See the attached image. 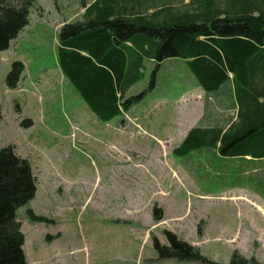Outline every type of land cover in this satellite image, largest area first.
<instances>
[{"label":"rangeland","instance_id":"1","mask_svg":"<svg viewBox=\"0 0 264 264\" xmlns=\"http://www.w3.org/2000/svg\"><path fill=\"white\" fill-rule=\"evenodd\" d=\"M87 1L36 0L0 63V149L13 146L38 182L35 198L16 213L29 264H201L162 258L169 234L218 263L236 251L264 263V196L248 180L258 174L253 158L226 157L220 144L173 154L205 125L203 115L225 129L236 118L207 98L186 60L146 59L127 93L141 99L109 123L63 76L57 26ZM15 61L26 68L10 90ZM27 120L33 125L23 126ZM29 211L48 222L32 221Z\"/></svg>","mask_w":264,"mask_h":264},{"label":"trees","instance_id":"2","mask_svg":"<svg viewBox=\"0 0 264 264\" xmlns=\"http://www.w3.org/2000/svg\"><path fill=\"white\" fill-rule=\"evenodd\" d=\"M36 4L0 0V57L29 25ZM59 45L63 76L104 123L123 117L141 99H127V93L141 81L146 59L158 66L167 59L186 60L207 98L234 111L236 118L225 129L219 119L203 115L205 125L191 129L173 154L220 144L226 157L264 158V0H96L82 20L62 26ZM24 71L23 62L12 63L8 89L18 88ZM259 172L264 176V170ZM259 172L253 187L264 196ZM37 191L29 161L13 146L0 149V264H29L16 213ZM29 215L32 221L48 222ZM162 219L155 211V222ZM168 242L160 252L164 259L222 264L172 234ZM228 264L264 263L236 251Z\"/></svg>","mask_w":264,"mask_h":264},{"label":"crops","instance_id":"3","mask_svg":"<svg viewBox=\"0 0 264 264\" xmlns=\"http://www.w3.org/2000/svg\"><path fill=\"white\" fill-rule=\"evenodd\" d=\"M96 0H90V1H87V2H85L82 6H81V10H80V12L79 13H77V14H79V16L77 15V17H75V16H70V19H68L67 20V22H69L70 20L72 21V22H74V21H77V20H82L83 18H84V14H85V12H86V9L92 4V3H94ZM71 15H72V13H71ZM82 15V16H81ZM75 17V18H74ZM78 17H80V18H78ZM64 23H60L57 27L59 28V30L62 28L61 26L63 25ZM4 52H6V51H4ZM4 52L3 53H1V57H0V63H1V60H2V55L4 54ZM26 68V67H25ZM200 88V87H199ZM201 89V88H200ZM202 90V89H201ZM203 91V90H202ZM204 92V91H203ZM203 119V118H202ZM188 134V133H187ZM187 134H186V136H187ZM185 136V137H186ZM185 137H184V139H185ZM183 139V140H184ZM245 157H248V159H251L252 157L251 156H245ZM250 161V160H249ZM252 162H254L255 163V166L253 167V170H252V174H257L259 171H261V170H264V165H257V163H259V162H263L264 163V158H262V159H256V158H253V160H251ZM256 179V177L255 176H251V177H249L248 178V180H250V182L252 183L251 185L253 186V182H254V180ZM255 189H256V187H255ZM258 191L257 190H255V193H257ZM262 195V194H261ZM247 201V200H246Z\"/></svg>","mask_w":264,"mask_h":264}]
</instances>
